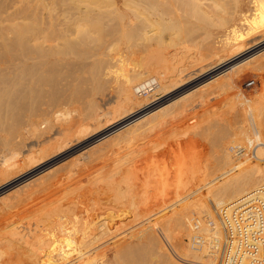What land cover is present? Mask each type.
<instances>
[{
  "label": "bare ground",
  "instance_id": "6f19581e",
  "mask_svg": "<svg viewBox=\"0 0 264 264\" xmlns=\"http://www.w3.org/2000/svg\"><path fill=\"white\" fill-rule=\"evenodd\" d=\"M9 27H10V29L11 28L16 29V27L18 29H16V31L12 30V32H13V34H12V32H9ZM17 30H18V32H17ZM166 31H170L171 34L178 33V35H180V34L182 35V33L184 32V36L186 33L187 37H191L192 39H198V40H194V41L192 40V42H195L193 44L196 45L197 49L201 48V49H204V50L207 49L208 51H210V52H208L206 50L207 51V52L205 51L207 53L206 54L204 52V50H200V53L202 51V53L204 52L206 55H208V53H210V55H212L211 53H213V50L216 48H218V49L219 48H222V49L231 48L234 50H236L238 48H239V50L244 49L243 50L244 52L242 54H238L237 57H235L234 59H231L229 61H226L223 64L230 63L231 61L233 62V61L239 60V59L244 60L247 57H249L250 54H252V53L255 54L254 52H256L257 50L259 51V49L264 47V0H0V123L2 121V125H0V127L4 128V130L6 129L5 132H7V126H8L7 121L12 119V124H13V125H10V128H9V131H10L12 136L9 135L7 137H4L3 138L4 140H2V141H5L6 144H8L11 142V140L14 138V136L16 137V135H17V137H18L20 135L18 133L21 132V127H22L21 125L22 124L23 125L28 124V127H30V129L32 131V133H30V134L42 135L43 132L48 130V128H52L54 126L55 121H58L57 118H59V116L61 114H67V113L70 114L71 113L70 110H67V112H64V110H63L64 108L62 109L61 105H63L64 103L67 104L68 102L72 101L74 98L73 96L79 95V92H81V91H80V89L78 90V88H77L78 91L76 90V94L74 92L75 95H73V96H72V94L71 95H69V94L65 95V93H67L65 89L62 90L63 92H65L64 94L60 93L61 92L59 90L60 79H62L64 77L63 76L60 78V76H62L64 74L61 72L62 69H60L59 63H63L61 65V67L64 69L65 73H66V69H65L66 67L64 68L65 65H67L69 67L72 66V68H74V66H73V65H75L74 61L77 60L76 57L79 56V54L76 55V53H75L76 51L74 52V49H75L74 47L77 45H79V46L80 45L90 46L89 44H91V43H94V45H95L96 43H98L99 40L102 41V43H103V44L101 43L102 46L101 45L99 46L96 44L97 46H99L100 49L97 47L99 50L94 49L90 46L92 48L91 54L106 56V57H104L106 59L105 63L104 62L101 63V65L104 63L103 64L104 67L102 66L103 68L102 67L100 68V66H99L98 67L99 70H97L96 72L95 71L93 72V76L91 78V79H93L92 84L93 85L96 84L94 87L95 90L96 89H98V90L102 89L103 90L104 85L106 83H109V85L114 84V87L116 86L115 89H117V92H118V95L120 98V102H121V104H120L121 106H119L120 108L125 107L124 109H126V106H128L127 104H129V105L131 104V106L134 104V107H135V105H137V106L140 105L141 107L144 105H147V103H149L151 101V99H152L151 97L154 96L155 91L156 92H158V91L162 92L163 95L168 93V91L171 92L170 91L171 85H169V82L172 81L171 79H169L170 74L172 73L171 67L169 65L163 66V64H161L164 62H162V60H161V59H163V57L161 58V56H159L160 55L159 50L150 54V55L148 54L149 56H146L147 59L145 61L142 60V58H141L142 56H141L140 58L142 61L138 62V60H137L139 58L138 55H137V59H136L137 62H135L136 61L135 59H133L134 60V62H133V61H130L131 59L129 60V58H128V57H130V53H131L132 47H133V46L131 47V44L128 45V43L131 40L133 42L135 41V43H136L137 41H140V40H138V38H140L142 40V42H144L146 40L150 41L151 39H157V40H160V41H158V43H159V42H162L161 39L164 40V37H165L164 35H165ZM15 32H17L16 35H14ZM253 36H256V38L254 37L252 40H249ZM191 38H189V39H191ZM171 40H173V38ZM170 43H172V42L170 41ZM142 44L145 45V43H142ZM142 44H141V46L143 47ZM149 44H151V43H149ZM133 45H135V44L133 43ZM83 46H81V47L83 48ZM211 47L213 48V50ZM76 48H78V47H76ZM115 48H117V50L120 51L118 54L117 53L115 54L113 52V50ZM136 48H138V47H136ZM83 50L84 51L79 52L81 54V56L87 52L86 48H84ZM95 50H97V51H95ZM219 50H221V49H219ZM143 51H145V50H143ZM240 51H242V50H240ZM214 52H215V50H214ZM87 53L89 54V52H87ZM127 54H129V55L127 56ZM86 55H84V56L86 57ZM229 55L230 54L228 53L227 57H229ZM87 57H88V55H87ZM146 57H144V59ZM78 58H79L78 61H80L82 57H78ZM150 59H153V60H150ZM224 59H226V58H224ZM83 60L84 59H82L81 61H83ZM127 61H129V62H127ZM221 61L223 62V60H221ZM220 62H218V63H220ZM245 62H243V65L240 66L239 69L244 66V67H249V69H247V70H258V71H262L264 74V50H261V52L256 54L253 58H251ZM223 64H220V65H223ZM57 65L59 66L58 69H57V67H58ZM84 65H86V64H84ZM82 66H83V64H82ZM82 66H80V64H79V67L82 68ZM85 67H87V65ZM237 68H238V66L231 69V73L235 72L237 70ZM70 69L71 68H69V70ZM82 69H84V68H82ZM69 70H67V71H69ZM95 70H96V68H95ZM77 71H78V69H77ZM84 71H86V70H84ZM67 73L65 74L66 76H67ZM70 74H71V72L69 71L68 75L70 76ZM254 74H253V76H254ZM236 76H238V75H236ZM87 77H85V80ZM183 79L184 78H182L181 80H183ZM168 80H170V81L168 82ZM218 80H220V79H218ZM188 81H189V79H188ZM216 81H215V83H216ZM66 82H67V80H66ZM85 82L87 83V81H85ZM174 82H176V81H174ZM182 82L183 81H181V83ZM172 83H173V81H172ZM182 84H184V83H182ZM235 84H236L235 75H233V73H232L230 76L229 75L224 76L222 78V80H220L218 82V84H216V86L213 88V90L220 91V90H225L228 88L233 89V88H235ZM80 86L82 87V85H80ZM62 87H65V86L63 85ZM67 89H68V87H67ZM98 90L96 91L97 93H94L95 96H97V94L100 93ZM145 90L146 91H152L153 90V91L151 93H149L150 94L149 96L143 97V96H141L142 94H140V92L145 91ZM86 91H88V90H86ZM89 92L90 91H88V93ZM93 92H94V90H92L91 93H93ZM100 94H102V93H100ZM257 94L258 95H255L256 99L254 98L255 101H253L254 104L252 105L249 103V105H248L250 107L249 110H252L251 113H248L246 111V109H241V110L239 109L238 111L234 112V115L232 117V121L230 122L229 133L224 134L223 131L220 130V127H219V130L222 131V133L220 131H218L219 133H216L214 135L213 143H215L214 144V146L216 145L215 147H218V149H215V151L217 152L216 161H217L220 173H219V175H217L212 180L207 181L209 184H212L211 187L207 190L209 195H210V198H211V200L210 199L209 200L212 203L209 204V201L207 202L206 199L204 198L205 196H203V195H201V196L199 195L200 198L198 197L199 199H201V197H203L205 202H207V205H208V207H207L208 212L205 214L202 213V216L207 215L209 217L215 218L213 216V213L211 212V209H210L211 207H212V209L214 207L217 210V208H219L221 206L233 204L236 201H239L240 199L241 200L250 199L253 196V193L255 192V190L258 188V186L260 184L264 183V156H261V154L264 155V136L262 138V135H261L262 133L264 135V84L262 86L261 91H259V93H257ZM87 96H89V95L87 94ZM90 96H92V98H93L92 94ZM47 98H48V101L50 103L49 102L46 103ZM77 99H78V97H77ZM155 100H156V97H155ZM79 101H80V99H79ZM174 101H176V100H174ZM246 103H248V102H246ZM89 104H90V106L88 107V111L85 110L86 112H84L85 115H84V113H82L85 116V118L87 117V118H94L95 119V118H98L99 115L101 116V113H100V111H101L100 108L102 107L101 104L100 103L98 104L97 102H95V99H94V101H92ZM89 104H87V106ZM172 104H173V102H170L169 104H165V105L163 104L162 107L159 106L160 108H158V109L155 108L156 110L155 111L153 110L154 111L153 113H156V114L153 117H152V115L147 116V117H149L148 119H147V117L146 118L143 117L142 120H140L141 118H138L139 119L138 121L134 122L133 124L131 123L130 125L128 124V122H126L129 126H126L125 130L123 131V135H120V137H119L122 140L125 139V140H123V143L120 144V146L122 145L123 147L124 146L128 147V146L132 145L130 140L133 139L132 138L133 134L136 132V129L139 128V127H137V125H138L137 123H141V125H145V126L149 125V123H151V125H152V123H153L152 121H154L155 119L158 120L159 118H162L164 116L166 117V115H165L166 113L174 112V111H176V109L179 110L180 113H181V111L183 113V110L186 113L185 105L184 106L180 105L178 107L177 104L176 105H175V103H174V105H172ZM42 105H48V106H52V107H48V106L42 107ZM53 106L54 107L56 106V108H54ZM58 106L60 108H57ZM175 107H177V108L174 109ZM128 108H127V110H128ZM116 111H118V110H116ZM176 114H178V113H176ZM176 114H174V117H177ZM204 114H207V113H204ZM148 115H150V114H148ZM179 115H181V114H179ZM182 116H183V114H182ZM65 117L66 116H64V118ZM67 119H68V117H67ZM129 119H132V117H129L128 120ZM166 119H164V121H166ZM159 121L161 122L162 120L159 119ZM167 121H166V123H167ZM156 122H155V125L158 126L157 125L158 122L157 123ZM58 123H60V122H58ZM5 124H6V127H4ZM133 125H136L137 128L134 127ZM162 125H163V123H162ZM148 127H146L147 128L146 130L149 131ZM120 128L121 127H119V129ZM154 128H155V126H154ZM23 129H25V128H23ZM9 131L7 133H9ZM25 131H27V130H25ZM28 131H29V129H28ZM23 134H21V135H23ZM231 135L233 137L232 140H235L237 135H239V136L243 135V137L246 140L251 139L253 137V135H260L259 137L261 139L258 137L256 139L261 140V141L258 140V142H257V146H258L257 147V150H258L257 153L259 151L261 152V153L259 152L260 156L258 155V157L261 161H256L254 159H253V161H251L252 159L249 161V158H248L249 156L247 157V159H245V160L243 159V161H239V162L234 161L233 154L227 149V145L229 143V141H227V138H229ZM42 136H44V135H42ZM64 136H66V135H64ZM67 136H68V134H67ZM37 137H39V136H37ZM134 138H135V136H134ZM237 138H240V137H237ZM36 139H38V138H36ZM78 139H80V136ZM120 139H118L119 142H120ZM118 140H117V142H118ZM244 140H243V142H244ZM17 141H18V139H17ZM20 142H21V140H20ZM86 143H88V142H86ZM231 143H232V141H231ZM238 144H242V143L238 142ZM19 145H17V147L19 149L16 147V145H14L17 148V150L13 146L15 148L14 150H16L17 153H18V151L21 152ZM0 146H2V145H0ZM117 146L119 147V144ZM13 147H12V149H13ZM24 148H25V146H24ZM5 149H7V148L5 147ZM12 149H11V151H12ZM14 150L12 151V153H15V155H17ZM103 150H101L100 152H102ZM1 151H3V150H1ZM184 151H185V149H184ZM6 152L7 151H5V153ZM45 152L47 153V151H45ZM92 152L93 151H91V153ZM0 153L2 154V152H0ZM5 153L3 152V156H5L4 155ZM105 154H106L105 152L103 155L100 154L102 156L101 157H99V156L95 157L93 159V161L98 160V159L103 161L102 157ZM15 155L13 156V158L15 157ZM11 156H12V154H11ZM193 156H194V154H193ZM9 160L10 159L7 156H5L3 162L2 163L0 162V176L2 175V173L4 174V173H7L10 171V169H4L5 164H7V162ZM24 162H27V161H24ZM73 162H76V161H73ZM77 163H78V161H77ZM97 163H100V161H98ZM73 165H76V163ZM78 165H80V166H78ZM81 165L82 164H77L76 167H73L72 165L69 166V167H73L71 172L69 171V173H70L69 179H71V182H69V183H71V185H74V184H72L73 179H75L74 181H76V179H77V181L79 180V182H80V180H82L83 175L84 176L87 175L88 172L90 174V171H89L87 165H85V166H81ZM63 167H65V166H63ZM11 170H15V169H11ZM121 171L124 172V170H121ZM51 172H53V170ZM63 173H64V171H63ZM90 177H92V176H90ZM173 177H174L175 183H174V187H173L174 189H172V191L174 193H171V195L176 196L175 198L177 199V201L183 202V201H185V199L192 197L196 193L198 195V193L200 192L201 188L195 186V183L197 181L196 180L197 175L194 172L191 173L188 168H184V169L179 170L176 173H173ZM18 181L19 180H17V182ZM77 184H79V183H77ZM147 184H148V182H147ZM40 185H42V184H40ZM69 185H67V187H69ZM80 185H81V183L79 184V186ZM71 189L69 187V190H67V191H70ZM22 190H21V192H22ZM62 191L63 190H61V192ZM18 193H20V192L18 191ZM64 194H65V191H64ZM15 195H17V194H15ZM15 195H13V196H15ZM197 195H196V197H197ZM28 196L30 197V195H28ZM105 196H107V195H105ZM15 197H13V198L15 199ZM20 197H21V195L19 197H16V198H20ZM111 197L115 198V197H113V195ZM161 197L162 196H160V198ZM26 198H28V197H26ZM162 198H165V197H162ZM198 198L195 200H198ZM207 198H208V195H207ZM109 199H110V197H109ZM192 200H191V202L188 200H187L188 202H186V201L183 202V205H185L184 203H187L184 206V208L181 209L180 207H182V206L177 208V209L180 208L181 212L178 210V213H174V214L171 213V215H168L161 220H158V221H157V219L153 220V222L156 221V223H154V224L152 223L153 225H156L155 228L149 229V225H148V228L147 227L146 228L149 230H147V229L145 230L144 229L145 227L143 226L144 227L143 229L141 227V231L143 230L141 232V234L137 233L139 235H137L133 232L135 235L133 236L131 234V236H133V239H135V240L133 241L132 239H130V240H132L131 242H133V243L129 242L130 244L127 245V243H128L127 242V243H125L126 246H121L119 248L117 247L118 244L116 246H112L113 250L110 252V255L107 257L106 263L107 264H151L152 262L156 261V262H154L155 264H179V263H177L178 260H173L174 257H172L169 254L170 253L169 251L165 250L166 252H163V254L161 253V255H160L157 252L158 251L157 249L160 247V245H158L157 249L155 248L156 247L155 244H157V242H159L158 240H161L163 243V239L161 238V236L159 235V233L157 231V227H162L164 229L162 231L164 232L166 238L171 242L170 244H172L173 247L175 248V252L178 254L180 259L181 258L184 259L183 261L186 260L185 264H218L217 263V256L210 254L207 248L204 247L202 250H199L197 248H194L190 244H189V246L186 244V240L184 239V237L186 235L187 236L189 235L191 237L192 234L194 233V231H193V226H194L193 218L194 217L191 216V213L189 214L187 212V215L185 214L186 211H189L195 207L194 203H192ZM113 201L114 200H112V202ZM166 201L170 202V200L169 201L166 200ZM14 202L15 201L7 203V201L6 202L3 201L2 203L3 204L7 203V205L6 204H5L6 206L0 205V207H1L0 208V220H1V223H0V264H72V263H77V264H105L104 263V260H105L104 256H105L107 250L102 251L100 249L101 251L97 252L96 254L95 253L90 254L91 249L94 252V249L102 246V244L105 243L102 241L103 239L101 240V238L103 237L102 235L105 234V232H106L103 229V228H105L104 224H106V223H103L104 221L99 223V221H98L99 219L96 220L98 222L95 221L96 222L95 224L93 221V223H92L93 225L90 224V225H87L86 227L83 226V228H87V229H84L83 231L81 230V232H78L79 234H77L75 232V234L78 235L77 238L75 237V239H74V236L72 234L73 233L72 231L70 234V238H68V240L65 239L68 235L65 234V235H67L65 237V235L63 234V236L65 237L64 239L66 240V241L64 240L65 242H62L61 240H59V239H61V238H59V237H61V235L59 236V233H57L58 231L55 232V230H54L53 231L54 233L51 232V234H50V231H52L53 228L49 230V232H48L49 236L46 235V237H45L43 235L46 233H43V234L40 233V235L42 234L41 236H43L44 238L39 239L41 241L39 242V240H38L39 243L36 245L33 242L30 243L28 241V237L26 239H24V236H22V233L19 234L17 232V230L15 231L13 229V231L17 232L15 234L18 235V237L14 236V238L16 237L18 239V242H14L15 246H13L12 244H14V243L11 244L10 241H8V239H7V235L5 234V233H7L5 231L7 221H5L6 218H4L3 213H7L10 209H13L14 207H11L10 205ZM117 202H118V200H117ZM163 203H166V202L163 201ZM176 203L177 202H175V204ZM175 204H173V206ZM103 205H104V203H103ZM108 205H109V203H108ZM113 205H114V203H113ZM169 205L170 204H164L163 206L160 205V209L158 211L153 213L152 211H154V210H152L151 211L152 215L149 216V214H148L147 215L148 217H146V218L144 217V216H146L145 212H144V216L142 215V213L139 214L138 217L140 215H142L143 219H140V220L137 219V220H139L137 225H140L143 222L145 223L147 220H150L151 217H154V215L169 209L168 208V207H170ZM210 205H212V206H210ZM2 206H3V208H2ZM101 206H102V204H101ZM147 206L150 207L151 205L149 206V204H148ZM59 207H60V205H59ZM148 207H147V210L149 211ZM107 208H108V206H107ZM137 210H139V209H137ZM102 211H104V210H102ZM105 212L106 211H104L102 214H104L106 216ZM110 212H112V211H110ZM191 212H192V210H191ZM148 213H150V211ZM58 216H59V214H58ZM105 216H102V217H105ZM65 217L66 216H64V218ZM61 218H63V217H61ZM107 218H108V216H107ZM7 220H9V217ZM67 220H69V219H67ZM133 220H132V222H133ZM135 221L133 223L130 222L131 224H133V226H131V228L136 226V224L134 225ZM17 222H20V221H17ZM63 222L61 221V223H63ZM105 222H107V221H105ZM38 223H39V221H38ZM111 223H112V221H111ZM111 223H109V224H111ZM14 224H16V222ZM146 224H144V225H146ZM17 225L19 226L18 223L14 227L12 226V224L10 226H11V228L12 227L16 228ZM54 226H56V225H54ZM89 226H91V227H89ZM112 226H111V228H112ZM77 227H79V226H77ZM108 227H106V228L109 230L110 228H108ZM115 227L113 226V229H111V230L113 231ZM129 227H130V225L128 226V228ZM131 228H129V230ZM58 229H60V228H58ZM79 229H82V228L79 227ZM115 229H117V228H115ZM158 229H160V228H158ZM10 230H12V229H10ZM46 230H47V228H46ZM29 231H31V230H29ZM200 231H201V233H204L205 235H209V233H211L212 230L207 224L202 223ZM44 232H46V231H44ZM32 233L34 235V231ZM69 233H70V231H69ZM113 233H115V230ZM215 233L220 235V236L223 235L221 223L218 220H216ZM88 235H90V239L99 241V243L97 241H95V243L98 244L95 248L91 247V244L88 247H86L85 245H87V244L86 243L84 244L82 242L84 240V238H86V236H88ZM136 235H137V237L139 236L140 238H137ZM28 236H29V234H28ZM131 236H129V238H131ZM19 237H21V238L19 239ZM106 238L109 239L110 236H109V238L108 237H106ZM100 240L102 242H100ZM109 240H111V239H109ZM109 240H107V241H109ZM32 241H35V237L33 238ZM85 241H86V239H85ZM126 241H129V239ZM118 243H120V241ZM25 244H27V245L25 246ZM159 244H161V243H159ZM164 245L166 246L165 243H164ZM23 246H25L26 248L23 249ZM141 247L144 248L147 252H145L144 249H143L144 251L140 249L141 252L139 251V253H138L137 249H139ZM28 248L31 249V251ZM165 249H167V246L165 247ZM203 250H205V251H203ZM159 252H161V251H159ZM204 252H206V253H204ZM112 253H114L113 256H112Z\"/></svg>",
  "mask_w": 264,
  "mask_h": 264
},
{
  "label": "rangeland",
  "instance_id": "374dc122",
  "mask_svg": "<svg viewBox=\"0 0 264 264\" xmlns=\"http://www.w3.org/2000/svg\"><path fill=\"white\" fill-rule=\"evenodd\" d=\"M16 29H18V28L16 27ZM16 29L15 28L10 29V27H9V32H12V30L16 31ZM17 32H18V30H17ZM17 32H15L14 35H16ZM12 34H13V32H12ZM164 36H165L164 40L161 39L162 42H159V43H158V41H160V40H157V39H151L150 41L145 39L147 42L146 41L142 42V40L140 38H138V40H140V41H137L138 43L137 42L135 43V41L133 42L131 40L128 43V45L131 44V47L132 46L133 47H132V51L130 53V57H128V58H129V60L131 59L130 61L134 62L133 59L136 60L137 55H138L139 56V58L137 59L138 62L139 61L141 62L142 60L145 61L147 59L146 56H149L150 54L159 50V52H160L159 56H161V58L163 57V59H161V60H162V62H164L161 64H163V66L169 65L171 67L172 73L170 74L169 79H171L173 81V83L170 80H168V82L170 81L169 85H171L170 87L173 91L170 89L171 92L168 91V93H166L164 95L162 92H159V91L156 92L155 91L154 96L151 97L152 98L151 101L149 103H147V105H144L142 107L140 105H138V106L135 105V107H134V104L132 106H131V104L130 105L127 104L128 106H126V109H124L125 107L120 108L119 106H121L120 105L121 102H120V98H119L117 89H115L116 86L114 87V84L109 85V83H106L105 84L106 86L104 85L105 89L102 87L103 90L102 89H99V90L96 89L95 90L94 87L96 84H94V85L92 84L93 79H91V78L93 76V72L94 71L96 72L97 70H99V68H98L99 66H100V68L102 66L104 67L103 64L106 61V59L104 58L106 56L91 54L92 48L98 49L100 45L102 46L103 43H102V41L99 40L98 43H96L99 46H97L96 44L94 45V43L89 44L92 48L88 45L87 46L86 45H84V46L83 45H80V46L77 45L74 47L75 48L74 52L76 51L75 52L76 55L79 54L78 57H82L81 60L84 59L85 61L84 60L78 61L79 58L76 57L77 60L74 61L75 65L72 64L74 66V68H72V66L69 67L67 65H65V66L63 65L64 68L66 67L65 68L66 73L67 72L69 73V71L71 72L70 76L68 75V73H67V76L65 75L66 74L65 71L61 67V65L63 63H59L60 69H62L61 72L64 74V75L61 74L62 76H60V78L64 76L62 78L64 81L62 79H60V86L61 87L63 85L65 86L62 88L59 86V90L61 91V92L60 91L59 92L61 94L62 93L64 94L65 92H63L62 90L65 89L67 92V93H65V95L66 94L67 95L72 94V96H73L76 94L77 88H78V90L80 89V91H81V92H79V95L73 96L74 98L72 101L68 102L67 104L64 103L65 105L64 104L61 105V108L62 109L64 108L63 109L64 112H67V110H70L71 111L70 114H68V113L67 114H61L59 116V118H57L58 121H55V124H54L55 127L53 126L52 128H48V130L43 132L42 135H44V136L36 135V134H30V133H32L30 127H28V124L24 123L25 125H23V124L21 125L22 126L21 127L22 133L21 132L18 133L20 135L23 133L24 134L21 136L19 135L18 137H17V135H16V137L14 136L13 139L11 138L13 141L11 140V142L8 144H6V142L2 141V140H4L3 139L4 137H7L9 135L12 136L10 131H9L10 125H13L12 119L7 121L8 124L6 123L8 125L7 126V132L9 131V133L5 132L6 129L4 130V128L0 127V145H2V146H0V148H1L0 152H2V154L0 153V157H1L0 162L1 163L3 162L5 156H7L10 159L7 162V164H5V166H4V169H10V171L7 173H4V174L2 173V175L0 176L1 177L0 178L1 179L0 180V203H1L0 205L4 206L5 204L7 205V203L15 201L14 203H12L10 205L11 207H14V208L10 209L8 211L9 213L8 212L3 213L4 218H6L5 221H7V225L5 228V231L7 233H5V234L7 235V239H8V241H10L11 244L14 242H18V239L16 238V237H18V235L15 234L18 232L19 234L22 233V236H24V239H26L28 237V241L30 243L33 242L36 245L41 241L39 239L44 238L43 236H45V237H46V235L49 236L48 232L52 228H53V230L50 231V234H51V232L54 233L53 232L54 230H55V232L58 231L57 233H59V236L61 235V237H59L61 239H59V240H61L62 242H65L66 241L65 239L68 240V238H70L71 231L73 232L72 234H73L74 239H75V237L77 238V236H78L77 234H79L78 232H81V230L83 231L84 229H87V228H83V226L86 227L87 225H90V224L93 225L92 224L93 221H94V224L98 221H99V223L104 221L103 223H106V224H104L105 228L108 226H109L108 228H110L109 230L107 228L106 229L103 228L106 232L104 231L105 234L102 235L103 237L101 238V240L103 239L102 241L105 243H103L102 246L94 249V252L91 249L90 254H92V253L96 254L97 252H99L101 250L102 251L107 250L105 256L103 255L104 259H105L104 263L107 264L106 259L110 255V252L113 250L112 246H116L118 244L119 246L117 245V247L119 248L121 246H126L125 243H127V242H128L127 245H129L130 243H133V242H131L132 240L133 241L135 240V239H133V236L137 233L141 234V232L143 231V230L141 231V227H142V229L145 227L144 228L145 230L148 228V225H149V229L155 228L156 225H153V224L156 223V221L153 222V220H156V219H157V221L161 220L164 217L171 215V213L172 214L178 213V210L181 212V209L184 208V206L187 204V203H184L185 205H183V202H185V201L191 202L192 199L194 200V201L192 200V203H194L195 207L193 209H191L192 212H191V210L186 211L185 212L186 215L188 212L189 214L191 213L192 217H195V216H202V213L205 214L208 212L207 202L209 201V204L212 202L210 201L211 198H210V195H209L207 190L211 187L212 184H209L207 181L212 180L213 178H215L220 173L219 167H218V164L216 161L217 152L215 151V149H218V147H215L216 145L214 146L215 143H213L214 135L216 133H219L218 131H220V130H222L224 134L229 133L230 122L232 121V117L234 115V112L238 111L239 109L240 110L246 109V111L248 113H251L252 110H249L250 107L248 105H249V103L252 105L254 104L253 101H255V99H256L255 95H258L257 93H259V91H261L262 86L264 84L263 83L264 82V74L262 71H258V70H247V69H249V67L243 66L240 69H239V67L243 65V62L248 61L249 59L253 58L256 54L261 52V50H264L263 49L264 47L259 49V51L257 50L256 52H254L255 54H253V53L250 54L249 57H247L244 60L239 59V60H235L233 62L231 61L230 63L223 64L226 61L234 59L235 57L238 56V54H242L244 52L243 51L244 49H240V50H242V51H240L239 48L236 50L231 49V48H227V49L226 48H224V49L219 48V49H221V50H219L218 48L215 47L216 49H214L215 50V52H214V50H213L214 47L212 46L213 47V48L211 47L213 50V53H211L212 55H210V53H208V55H206L207 54L206 52L208 51L207 49H205V50L201 49V48L197 49L196 45L193 44L195 42H192V40L194 41V40H198V39H192L191 37H187L186 33L184 36V32L182 33V35L181 34L178 35V33L171 34L170 31H166ZM254 37L256 38V36H253L249 40H252ZM172 38H173V40H171ZM189 38H191V39H189ZM170 41L172 43H170ZM141 42L145 43V45L147 47L145 45H143ZM133 43L135 45H133ZM149 43H151V44H149ZM141 44L143 45V47L141 46ZM81 46H83V48ZM76 47H78V48H76ZM136 47H138V48H136ZM84 48L87 49V52H89L90 55L86 52L85 54H83L81 56V54L79 52L84 51L83 50ZM115 49H114L115 51L113 50V52L115 54L116 53L118 54L120 51L117 50V48H115ZM143 50H145V51H143ZM200 50H204V52L207 50L205 52L206 54L203 52L205 54L204 55L202 53V51L200 53ZM95 51H97V50H95ZM208 52H210V51H208ZM228 53L230 54L229 57H227ZM86 54L88 55V57ZM84 55H86L87 58ZM128 55L129 54H127V56ZM140 57L142 58V60ZM144 57H146V58L144 59ZM224 58H226V59H224ZM137 60L135 62H137ZM150 60H153V59H150ZM221 60H223V62ZM102 62H104V63L101 65ZM127 62H129V61H127ZM218 62H220V63H218ZM78 63L80 64V66H82V64H83L82 68H84V69L79 67ZM84 64H86L87 67H85L86 65H84ZM220 64H223V65H220ZM237 66H238L237 70L239 69L238 70L239 72L237 70L235 72H232L233 75H235V82H236L235 88H233V89L228 88V89L220 90V91L213 90V88L216 86V84H218V82L220 80H222V78L224 76H228V75L230 76L232 74L231 69H233L234 67H237ZM58 68H59V66L57 67V69ZM69 68H71V69L69 70ZM95 68H96V70H95ZM77 69H78V71H77ZM67 70H69V71H67ZM84 70H86V71H84ZM253 74H254V76H253ZM236 75H238V76H236ZM85 77H87L86 80H85ZM182 78H184V79L181 80ZM188 79H189V81H188ZM218 79H220V80H218ZM66 80H67V82H66ZM84 80L87 81V83ZM174 81H176V82H174ZM181 81H183L182 83H184V84H182ZM215 81H216V83H215ZM80 85H82L83 88ZM67 87H68V89H67ZM86 90H88L90 92L88 93V91H86ZM92 90H94L93 93H91ZM97 90L102 94L98 93L97 96H95L94 93H97L96 92ZM152 91H148L147 93L142 94L141 96H143V97L149 96L150 95L149 93H151ZM74 92H75V94H74ZM87 94L89 96H87ZM91 94L93 95V98H92V96H90ZM77 97H78V99H77ZM155 97H156V100H155ZM79 99H80V101H79ZM94 99H95V102H97L98 104L100 103L102 106L100 108L101 111L99 110L101 113V116L99 115V117L95 118V119L94 118H87V117L85 118L84 112H86L85 110L88 111V107L90 106L89 103L94 101ZM46 100H47L46 103H48L49 102L48 98ZM174 100H176V101H174ZM170 102H173L172 105H174V103H175V105L177 104L178 107L180 105H183V106L185 105L186 113L184 112V110H183V113H182V111L180 113L179 110L176 109L177 107H175L174 108V109H176V111H174L175 113L169 112V113L165 114L166 117L164 116L162 118H159L160 120H162L161 122L159 121V119L158 120L155 119L154 121H152L153 122L152 125H151V123H149V125H146V126L141 125V123H137L138 125L135 123L137 125V127H139V128H137L136 125H133L137 129H136V132L132 136L133 139L130 140L132 145L128 146V147H125V146L123 147L122 145L120 146V144L123 143V140H125V139L122 140L119 137H120V135H123V131L125 130L126 126H129L131 123L133 124L134 122L138 121L139 120L138 118H141L140 120H142L143 117L146 118L147 116H151V115L153 117L156 114V113H153L156 109L162 107L163 104L164 105L169 104ZM246 102H248V103H246ZM87 104H89V105L87 106ZM43 106L47 107L48 105H42V107ZM48 107H52V106H48ZM54 108H56V106ZM57 108H60V107L58 106ZM127 108H128V110H127ZM116 110H118V111H116ZM82 113H84V115ZM176 113H178V114H176ZM204 113H207V114H204ZM148 114H150V115H148ZM174 114H176L177 117H174ZM179 114H181V115H179ZM182 114H183V116H182ZM64 116H66L65 117L66 119L64 118ZM67 117L69 120L67 119ZM129 117H132V119L128 120ZM148 118L149 117H147V119ZM164 119H166V121L168 120L167 123H166V121H164ZM156 121L157 122L159 121L160 123L158 122L159 123L158 124ZM58 122H60V123H58ZM126 122H128L129 125ZM155 122L157 123L158 126L155 125ZM162 123H163V125H162ZM6 124L4 125V127H6ZM0 125H2V121H1ZM153 125L155 126V128ZM119 127H121V128L119 129ZM146 127H148L149 131L146 130L147 129ZM219 127H220V130H219ZM23 128H25V129H23ZM28 129H29V131H28ZM25 130H27V131H25ZM222 131H220V132L222 133ZM67 134H68V136H67ZM64 135H66V136H64ZM261 135L263 138V136H264L263 133ZM37 136H39V137H37ZM79 136H80V139H78ZM134 136H135V138H134ZM259 136L260 135H253L252 138H255V139L257 137L260 138ZM231 137H232V135L229 138H227V141H229V143L227 145V149L233 154V152L230 149L231 146L234 145L235 143L238 144V142H241L242 144H244V142L246 143L247 140L243 137V135H241V136L237 135V137H240V138L236 137L235 140H232L233 137L232 138ZM36 138H38L39 140ZM17 139L19 142L21 140L20 143L22 145L17 141ZM116 139L117 140L120 139V142L118 140V142H119L118 143ZM243 140H244V142H243ZM231 141H232V143H231ZM86 142H88V143H86ZM117 143L119 144V147L117 146L118 145ZM14 145H16V147H17V145H19V147L21 149L20 150L21 152L18 151L19 154L16 152L18 147L16 148ZM4 146L7 149H5ZM13 146L16 148V150H14L15 148ZM24 146H25V148H24ZM12 147H13V149H12ZM183 148L185 149V151ZM11 149H12V151L14 150L18 156L15 155V153H12ZM1 150H3V151H1ZM4 150L7 152L5 153ZM101 150H103V151L100 152ZM45 151H47V153ZM91 151H93V152L91 153ZM3 152L5 153L4 154L5 156H3ZM104 152L106 154L102 157L103 161L98 159V158H97L98 160L93 161V159L95 157H98V156L101 157L104 154ZM259 152H258V155L260 156ZM11 154H12V156H11ZM100 154H102V155H100ZM193 154H194V156H193ZM14 155H15V157L13 158ZM261 156H264V155L261 154ZM233 157H234L233 158L234 161L239 162V161H243V159L244 160L247 159L248 156L237 157L233 154ZM248 158H249V161L251 159H252L251 161H253V159L256 161H261L260 159H257V158L255 159L253 157H248ZM23 160L27 161V162H24ZM73 161H76V162H73ZM77 161H78V163H77ZM98 161H100V163H97ZM72 163L73 164L76 163V165L82 164L81 166L87 165L91 175L89 174V172H88L89 175L88 174L85 176L83 175L82 180H80V182H79V180L77 181V179H76V181H74L75 179H73L72 184H74V185H71V183H69V182H71V179H69V176H70L69 171L71 172L73 167H76V165H73ZM71 165L73 167H69ZM63 166H65V167H63ZM78 166H80V165H78ZM184 168H188L191 173L194 172L197 175V179H196L197 181L195 183V186L200 187L201 189H200V192L198 193V195L196 193L195 195L192 196L193 198L189 197L188 199H185V201L180 202V201H177V199L175 198L176 196L171 195V193H174L172 191V189H174L173 187H174V183H175L173 173H176L179 170L184 169ZM11 169H15V170H11ZM52 170H53V172H51ZM121 170H124V172ZM63 171H64V173H63ZM90 176H92V177H90ZM17 180H19L20 182L19 181L17 182ZM147 182H148V184H147ZM77 183H79V184L81 183V185L79 186V184H77ZM40 184H42V185H40ZM67 185H69L70 189L72 188L70 191H67V190H69V187H67ZM21 190H22V192H21ZM61 190H63V191L61 192ZM18 191L20 193H18ZM64 191H65V194H64ZM14 193L17 194L18 196L15 195ZM19 194L21 195V197L16 198V197L20 196ZM13 195H15L16 197ZM28 195H30V197ZM105 195H107V196H105ZM110 195L111 196L113 195V197H115V198H112ZM196 195H197V197H196ZM199 195L205 196L204 198L206 199L207 202H205L203 197H201V199H199L200 198ZM207 195H208V198H207ZM108 196L110 197V199ZM160 196L165 197V198H162V197L160 198ZM13 197H15V199ZM26 197H28V198H26ZM197 198H198V200H195ZM112 200H114L115 202L114 201L112 202ZM117 200H118V202H117ZM166 200H168V201L170 200V202H167ZM3 201L4 202L7 201V203L3 204L2 203ZM163 201H165L166 203H163ZM107 202L109 203V205ZM175 202H177V203L175 204ZM103 203H104V205H103ZM113 203H114V205H113ZM101 204H102V206H101ZM148 204H149V206L150 205L151 206L148 207L147 206ZM164 204H170L169 206L171 208L168 207L169 209L154 215V217H151V219L147 220L145 223L143 222L142 224L137 225L139 220L143 219L144 212L146 215L144 217L146 218V217H148L147 216L148 214H149V216L152 215V212L154 213V212L158 211L160 209V205L163 206ZM173 204H175V205L173 206ZM59 205H60V207H59ZM3 206H2V208H3ZM107 206H108V208H107ZM180 206H182V207H180ZM210 206H212V205H210ZM147 207L149 208L150 213H148L149 211L147 210ZM178 207H180L181 209L180 208L177 209ZM137 209H139V210H137ZM210 209H211V212L213 213V216L215 217L216 211H217L216 208L213 207V209H212V207H211ZM102 210L106 211L105 212L106 216L104 214H102L104 212ZM152 210H154V211H152ZM110 211H112V212H110ZM141 213L143 216L140 215L138 217V215ZM58 214H59V216H58ZM63 215L66 217L64 218ZM99 215L100 216L102 215L105 217H102V216L100 217ZM107 216H108V218H107ZM8 217H9V220H7ZM61 217H63V218H61ZM67 219H69V220H67ZM137 219H139V220H137ZM96 220H98V221H96ZM132 220H133V222L135 220L137 221V222L135 221L134 225L136 224V226H134L133 228H131V226H133V224H131V223H133ZM17 221H20V222H17ZM38 221H39V223H38ZM61 221L62 222L64 221V222L61 223ZM105 221H107V222H105ZM111 221H112V223H111ZM9 222L12 224L13 227L17 223L19 224V226L17 225L16 228H13V227L11 228V226H10L11 224ZM15 222H16V224H14ZM0 223H1V220H0ZM109 223H111V224H109ZM144 224H146V225H144ZM54 225H56V226H54ZM112 225L114 227L116 226L115 228H117V229L114 228L115 233H113L114 230L113 231L111 230V229H113ZM129 225H130L129 228H131L130 229L131 231L128 228ZM77 226H79L82 229H79V227H77ZM111 226H112V228H111ZM89 227H91V226H89ZM46 228L48 231L46 230ZM58 228H60V229H58ZM158 228H160V229H158ZM161 228L162 227H157V231H158L159 235L161 236V238L163 239V243L161 240H158L159 242L156 241L157 244H155V246H156L155 248L157 249L158 245H160V247L157 249L158 250L157 252L161 255V253L163 254V252H166L165 250H167L170 252L169 254L175 258V259L173 258V260H178L177 263H179V264H185L186 260L183 261L184 259H182V258L180 259L178 254L175 252V248L173 247L172 244H170L171 242L166 238L164 232L162 231L164 229L163 228L161 229ZM10 229H12V230H10ZM13 229L15 231L17 230V232L13 231ZM149 229H147V230H149ZM29 230H31V231H29ZM33 231H34V235L32 233ZM44 231H46V232H44ZM69 231H70V233H69ZM75 232L77 234H75ZM40 233H42V234L46 233V234L41 236L42 234L40 235ZM28 234H29V236H28ZM63 234L64 235L67 234L68 236L65 235V237L67 236L65 238L63 236ZM131 234L133 236H131ZM137 235H139V234H137ZM137 235H136V237H137ZM14 236H16V237L14 238ZM109 236H110V238H109ZM129 236H131V238H129ZM188 236L186 235L184 237V239L186 240V244L189 246L188 238L190 236L189 237ZM21 237H19V239ZM34 237H35V241H32ZM106 237H108L111 240L107 239ZM137 238H140V237L138 236ZM85 239H86V241H85ZM89 239H90V235L86 236V238H84V240L82 242L84 244L85 243L87 244V245H85L86 247H88L91 244V247L95 248L98 245L95 243V241H97L98 243H99V241L98 240H92V239L89 240ZM128 239H129V241H126ZM130 239H132V240H130ZM38 240H39V242H38ZM101 240H100V242H102ZM107 240H109V241H107ZM119 241H120V243H118ZM159 243H161V244H159ZM164 243L166 244L167 249H165L166 246L164 245ZM12 245L15 246V243ZM26 245L27 244H25V246ZM25 246H23V249L26 248ZM140 249L143 250L144 248L141 247V248L137 249L138 253H139ZM29 250L31 251V249H29ZM159 251H161V252H159ZM203 251H205V250H203ZM145 252H147V251L145 250ZM204 253H206V252H204ZM113 255H114V253H112V256ZM154 262H156V261H154ZM154 262H152L151 264H155ZM72 264H77V263H72Z\"/></svg>",
  "mask_w": 264,
  "mask_h": 264
},
{
  "label": "built area",
  "instance_id": "2783aa9c",
  "mask_svg": "<svg viewBox=\"0 0 264 264\" xmlns=\"http://www.w3.org/2000/svg\"><path fill=\"white\" fill-rule=\"evenodd\" d=\"M148 91H141L145 94ZM251 138L244 144H234L231 151L237 157H258L257 142ZM216 220L221 223L223 235L215 233ZM211 228V233H201V224ZM194 233L188 242L199 250L204 247L217 256L218 264H264V183L260 184L247 200H239L217 209L215 218L195 216Z\"/></svg>",
  "mask_w": 264,
  "mask_h": 264
}]
</instances>
